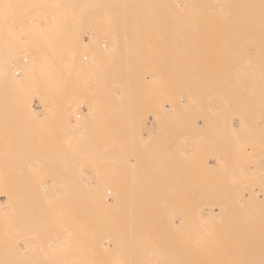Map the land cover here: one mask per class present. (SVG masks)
Listing matches in <instances>:
<instances>
[{
    "label": "rangeland",
    "instance_id": "obj_1",
    "mask_svg": "<svg viewBox=\"0 0 264 264\" xmlns=\"http://www.w3.org/2000/svg\"><path fill=\"white\" fill-rule=\"evenodd\" d=\"M125 1L0 3V264H264V0Z\"/></svg>",
    "mask_w": 264,
    "mask_h": 264
},
{
    "label": "bare ground",
    "instance_id": "obj_2",
    "mask_svg": "<svg viewBox=\"0 0 264 264\" xmlns=\"http://www.w3.org/2000/svg\"><path fill=\"white\" fill-rule=\"evenodd\" d=\"M26 1H29V0H0V3L14 2V3L16 4V3H21V2L23 3V2H26ZM121 1H122V0H121ZM121 1H120V2H121ZM123 1H125V0H123ZM129 1H130V0H129ZM157 1H159V0H157ZM175 1H177V0H174V1L172 0V3H173V2L175 3ZM178 1H179V0H178ZM195 1H197V0H189V1H188V4H189V3H195ZM198 1H199V2H202V3H205V0H198ZM99 2H100V1H99ZM99 2H98V4H100V6H101L102 4L99 3ZM101 2H102V0H101ZM113 2H114V1H113ZM116 2L118 3L119 0H118V1L115 0V3H113V4H114V5H113L114 12H118L117 7L120 8V9L123 7V6H121V4H116ZM120 2H119V3H120ZM125 2H126V1H125ZM125 2H124V3H125ZM131 2L135 3L136 0H135V1L131 0ZM224 2H225V3H237V0H225ZM88 3H89V2H88ZM91 3H93V1H92ZM96 3H97V2H96ZM127 3H129V2L127 1ZM136 3H137V2H136ZM176 3H177V2H176ZM11 4H12V3H11ZM11 4H10V5H11ZM15 4H14V5H15ZM103 4H104V3H103ZM106 4H107V3H106ZM106 4H105V5H106ZM131 4H132V3H131ZM12 5H13V4H12ZM108 5H109V4H108ZM116 5H117V7H116ZM118 5H119V6H118ZM126 5H130V3H129V4H125L126 11H124L125 9H123V12L126 14L125 16H127V11H128V13H130L131 6H132V5L129 6V7H130V8H129V7L126 6ZM190 5H191V4H189V6H190ZM88 6H89V8H90V7H92L93 5H91V6L88 5ZM97 6H98V5H97ZM98 7H99V6H98ZM98 7H96V9H97ZM106 7H107V6H106ZM106 7H105V8H106ZM115 7H116V8H115ZM127 7H128L129 9H127ZM13 8H14V13H15V12H16V11H15V10H16V9H15L16 6H14ZM85 8H86V7H85ZM85 8H84V9H85ZM87 8H88V7H87ZM92 9H93V8H92ZM101 9H103L102 6H101ZM120 9H119V11H120ZM213 9L215 10V7H213ZM11 10H12V9H11ZM86 10H87V9H86ZM89 10H91V9H89ZM214 10H213V11H214ZM18 11H19V10H18ZM93 11H94V9H93ZM95 11H96V10H95ZM95 11H94V16H95V13H96ZM215 11H216V10H215ZM9 12H10V11H9ZM19 12H20V11H19ZM88 12H89V11H88ZM100 12H101V11H100ZM217 12H218V11H216V14H217ZM261 12L263 13V16H264V9H262ZM14 13H13V14H14ZM85 13H86V12H85ZM31 14H32V13H31ZM31 14H30V15H31ZM78 14H79V13H78ZM83 14H84V12H83ZM87 14H88V13H87ZM90 14H91V13H90ZM90 14H89V15H90ZM117 14H118V13H115L114 15H116V16H124V14H123V15H117ZM121 14H122V11H121ZM227 14H228V12H227ZM234 14H235V13H234ZM15 15H16V13H15ZM15 15H14V16H15ZM27 15H28V14H27ZM91 15H93V13H92ZM91 15H90V16H91ZM100 15H101V14H100ZM112 15H113V13H112ZM16 16H17V15H16ZM82 16H83V15H82ZM84 16H85V15H84ZM87 16H88V15H87ZM228 17H230V15H229ZM1 18H2V17H1ZM84 18H86V16H85ZM87 18H88V17H87ZM261 19H262V18H261ZM261 21L264 22V20H261ZM228 26H229V25H228ZM229 27H230V26H229ZM229 27H228V30H229ZM231 28H232V27H231ZM233 28H235V26H233ZM233 28H232V29H233ZM232 31H234V30H232ZM258 43H259V42H258ZM262 45H263V44H262ZM257 46H258V45H257ZM259 46H260V45H259ZM262 47H263V46H262ZM256 48H257V50H258V47H256ZM255 50H256V49H255ZM257 50H256V51H257ZM256 51H252V52H253L252 54H256V53H255ZM259 52H260V51H259ZM17 53H18L17 51H12V52L9 53L8 57H12V58H13L15 55H17ZM248 53H249V51H248ZM260 53H261V52H260ZM260 53H259V54H260ZM252 54H251V55H252ZM257 55H258V54H257ZM257 55H256V58H255V59L258 58ZM24 56H25V55H24ZM252 57H253V56H252ZM260 59H261V62H260V63H261L262 65H264V61H262V58H260ZM5 61H6V60H5ZM5 61H0V79H3V78H5V77L7 76V72H8V68H7V66H6V65H1V64H5V63H6ZM245 61H246V60H245ZM257 61H258V60H257ZM258 64H259V63H258ZM253 68H254V67H253ZM263 77H264V76H263ZM262 118H263V117H262ZM263 120H264V118H263ZM259 123L262 124V122H259ZM260 124H259V126H260ZM263 127H264V125H263ZM262 142H264V141H262ZM261 150H262V149H261ZM261 150H259V151H261ZM259 151H258V155H259ZM263 158H264V155H263ZM257 159H258V158H257ZM261 159H262V158H261ZM259 160H260V158H259ZM259 160H258V161H259ZM249 161H250V160H249ZM256 161H257V160H256ZM262 161H263V160H262ZM254 162H255V160H254ZM254 162H253V163H254ZM246 164H247V163H246ZM257 166H258V165H257ZM256 169H257V168H256ZM259 172H260V171H259ZM259 172H258V173H259ZM256 173H257V172H256ZM250 175H251V174H250ZM248 184H249V183H248ZM258 184H259V183H258ZM250 185H251V184H250ZM251 188H253V187H251ZM251 188H249V189H251ZM261 188H263V187L261 186ZM259 189H260V187H259ZM260 190L264 191V189H260ZM260 192H261V191H260ZM261 194H262V193H261ZM261 198H262V197H261ZM245 199H246V198H245ZM262 199H263V198H262ZM243 200H244V198H243ZM260 200H261V199H260ZM245 201H247V200H245ZM241 202H242V201H241ZM257 202H258V201H257ZM261 202H262V201H261ZM263 203H264V202H263ZM247 204H248V203H247ZM257 205H258V204H257ZM259 205H260V204H259ZM255 207H256V206H255ZM169 245H171V244H169ZM193 247H194V246H193ZM166 248H167V247H166ZM239 249H240V248H239ZM258 251H259V249H258ZM234 252H236V251H234ZM259 252H260V251H259ZM256 254H257V253H256ZM163 256H164V254H163ZM234 256H235V255H234ZM245 256H246V255H245ZM195 257H196V256H195ZM229 259H230V258H229ZM163 260H164V258H163ZM257 261H258V260H257Z\"/></svg>",
    "mask_w": 264,
    "mask_h": 264
},
{
    "label": "built area",
    "instance_id": "obj_3",
    "mask_svg": "<svg viewBox=\"0 0 264 264\" xmlns=\"http://www.w3.org/2000/svg\"><path fill=\"white\" fill-rule=\"evenodd\" d=\"M84 59H86V57H84Z\"/></svg>",
    "mask_w": 264,
    "mask_h": 264
}]
</instances>
